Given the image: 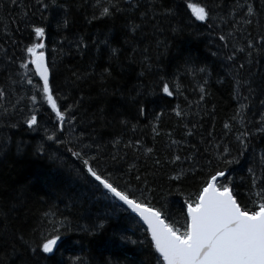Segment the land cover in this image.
Wrapping results in <instances>:
<instances>
[{"label": "trees", "instance_id": "1", "mask_svg": "<svg viewBox=\"0 0 264 264\" xmlns=\"http://www.w3.org/2000/svg\"><path fill=\"white\" fill-rule=\"evenodd\" d=\"M112 4L121 11L101 16ZM189 4L211 9L210 18L196 20ZM35 26L46 30L62 131L33 66H20ZM262 38L264 0H0V264H19V233L32 247L60 237L53 254L29 252L32 264H157L144 224L68 148L177 227L216 170L225 171L219 184L231 181L241 205L255 208L253 177L264 179ZM54 129L59 141L47 139Z\"/></svg>", "mask_w": 264, "mask_h": 264}, {"label": "snow or ice", "instance_id": "2", "mask_svg": "<svg viewBox=\"0 0 264 264\" xmlns=\"http://www.w3.org/2000/svg\"><path fill=\"white\" fill-rule=\"evenodd\" d=\"M15 5L17 0H11ZM47 8V5H44ZM188 7L193 10L196 20L204 22L211 16V9L202 6L189 4ZM112 10L108 6H102L101 16H111L114 11H121L118 4H112ZM252 5H247V15H253ZM97 17L94 15L93 19ZM250 24V20L244 21ZM136 27L135 25L133 26ZM34 32L37 42L27 46L25 51L29 60L27 63H21L22 68L29 65L34 66V75L39 77L40 84L36 85V91L46 101L52 113L55 114L60 130H63V124L67 122L65 111L61 110L57 98H54L53 88L50 82V69L45 63V54L43 42L46 35L45 27L35 26ZM221 39H226L221 36ZM264 39V38H262ZM248 49L253 48V43L249 42ZM234 51L243 52L245 49H235ZM251 54V53H249ZM228 60L234 61V54L227 57ZM244 68V64L240 65ZM22 79H27L26 76ZM28 84H32L31 79H27ZM264 88V85L261 86ZM249 93L254 89L249 84ZM204 89H201L203 92ZM163 92L171 96L170 86L168 83L163 85ZM4 93L0 92V96ZM248 97H246L247 99ZM31 100L35 104L37 95H33ZM264 104V100L261 101ZM177 115H180L177 112ZM264 116V113H261ZM243 120V113L237 111L236 117ZM26 124L29 129L38 125L36 114L26 118ZM226 129L230 128L225 124ZM246 133H241V144H244ZM48 140L59 141V136L55 134L47 136ZM83 164L82 171H86L87 176L91 177L98 187L106 190L105 195L110 194L117 201H121L133 213L138 214L143 224L147 226L146 231L151 237L152 246L158 253L157 264H264V179L260 180V185L255 183L256 177H253V187H260V191L255 193L259 198V204L249 209L247 205L242 206L237 200L231 187V181L227 184H219L218 178L225 177V171L216 170L209 173V179L204 182V186L196 194L195 200L186 201L187 212L182 227L167 222L163 208L153 207L151 204L135 198L134 193L127 191L119 186L110 175H105L93 167L90 159L84 158L81 151L68 148ZM151 152V149H148ZM224 151L227 153L228 149ZM180 157L176 156L175 160ZM159 163V161H157ZM231 163V161H228ZM251 171V169H249ZM139 179V177H137ZM172 180H180L181 176L171 177ZM59 235L46 238L36 247H32L29 240L25 239L23 233H19L13 245V251L17 253L19 264H32L28 253L33 256L37 254H53ZM19 245L17 248L16 245ZM15 264V262H14Z\"/></svg>", "mask_w": 264, "mask_h": 264}, {"label": "water", "instance_id": "3", "mask_svg": "<svg viewBox=\"0 0 264 264\" xmlns=\"http://www.w3.org/2000/svg\"><path fill=\"white\" fill-rule=\"evenodd\" d=\"M45 63H46V59H45ZM33 68H34V66H33ZM35 70V69H34ZM39 78V77H38ZM220 178H222V177H220ZM220 178H218V180L220 179ZM218 182V181H217ZM121 202V201H120ZM122 203V202H121ZM123 204V203H122ZM126 206V205H125ZM127 207V206H126ZM130 210V209H129ZM131 211V210H130ZM132 212V211H131ZM133 213V212H132ZM133 214H135L139 219H140V217L138 216V214H136V213H133ZM140 221L143 223V221L140 219ZM146 228H147V226L146 225H144ZM151 238V237H150ZM57 244H58V242H57ZM56 247H57V245H56ZM56 247H55V249H56Z\"/></svg>", "mask_w": 264, "mask_h": 264}]
</instances>
